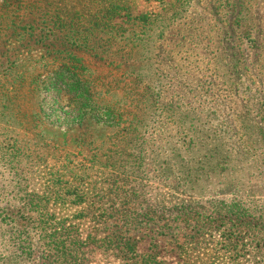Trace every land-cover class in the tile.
<instances>
[{"label":"rangeland","instance_id":"1","mask_svg":"<svg viewBox=\"0 0 264 264\" xmlns=\"http://www.w3.org/2000/svg\"><path fill=\"white\" fill-rule=\"evenodd\" d=\"M103 222L264 264V0H0V264H122Z\"/></svg>","mask_w":264,"mask_h":264},{"label":"trees","instance_id":"2","mask_svg":"<svg viewBox=\"0 0 264 264\" xmlns=\"http://www.w3.org/2000/svg\"><path fill=\"white\" fill-rule=\"evenodd\" d=\"M116 9L118 8V6L116 5L115 7ZM118 10V9H117ZM74 85H71V87ZM70 87V85H69ZM105 222H103L102 224V228L100 232L103 234V238L101 240V243L103 244V246H105V250L109 249L112 251H116L119 255V257H121V261L122 264H166L164 261L162 260H157L156 256H154L153 254L150 253H145L138 255L139 258H135V240L134 238L131 237V235L128 234V231L122 229L121 226H116L113 229H109L106 228L105 226ZM40 232L43 233V236L47 239L50 240H54L55 238V234L54 232H49L46 233V231L44 232L43 229H40ZM91 239V241H95L93 238H91L90 234H87V236L85 237V240L83 239L81 242H79L78 244V248L82 251L83 247H86L87 245H90L91 243H88V240ZM60 249L55 250V253L57 254V256H62L64 257V259L66 258V254L64 252H61ZM134 254V255H133ZM74 255H72L71 257H73ZM134 256V257H133ZM75 257V256H74ZM70 258V255H69ZM57 261L60 260L59 257L56 258ZM67 262V259H65L64 261L60 260V263H65ZM184 261H178L176 264H186L183 263ZM69 264V262H68ZM70 264H79L77 262V260L75 259H71V263Z\"/></svg>","mask_w":264,"mask_h":264}]
</instances>
